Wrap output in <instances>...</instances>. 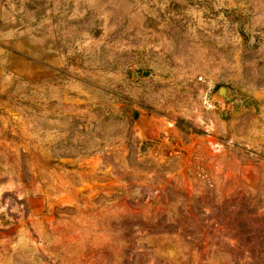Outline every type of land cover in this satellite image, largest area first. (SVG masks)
Listing matches in <instances>:
<instances>
[{
	"label": "rangeland",
	"instance_id": "obj_1",
	"mask_svg": "<svg viewBox=\"0 0 264 264\" xmlns=\"http://www.w3.org/2000/svg\"><path fill=\"white\" fill-rule=\"evenodd\" d=\"M24 1L64 61L2 77L0 264H264V0Z\"/></svg>",
	"mask_w": 264,
	"mask_h": 264
},
{
	"label": "crops",
	"instance_id": "obj_2",
	"mask_svg": "<svg viewBox=\"0 0 264 264\" xmlns=\"http://www.w3.org/2000/svg\"><path fill=\"white\" fill-rule=\"evenodd\" d=\"M25 5L24 0H0V109L8 105L3 98V74L48 80L64 61L63 45L59 48L49 41L60 34L59 22L52 21L39 34L43 38H35L33 30L26 29ZM36 45L39 52L34 50Z\"/></svg>",
	"mask_w": 264,
	"mask_h": 264
},
{
	"label": "water",
	"instance_id": "obj_3",
	"mask_svg": "<svg viewBox=\"0 0 264 264\" xmlns=\"http://www.w3.org/2000/svg\"><path fill=\"white\" fill-rule=\"evenodd\" d=\"M218 94L221 97H223L226 101H229L230 100L229 97H228V95L226 94V89L224 87L219 88ZM137 115H138V111H134L133 118H136Z\"/></svg>",
	"mask_w": 264,
	"mask_h": 264
}]
</instances>
